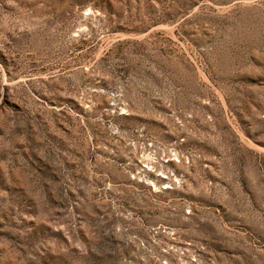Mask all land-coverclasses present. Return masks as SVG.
I'll return each instance as SVG.
<instances>
[{
	"label": "rangeland",
	"instance_id": "obj_1",
	"mask_svg": "<svg viewBox=\"0 0 264 264\" xmlns=\"http://www.w3.org/2000/svg\"><path fill=\"white\" fill-rule=\"evenodd\" d=\"M0 264H264V0H0Z\"/></svg>",
	"mask_w": 264,
	"mask_h": 264
}]
</instances>
